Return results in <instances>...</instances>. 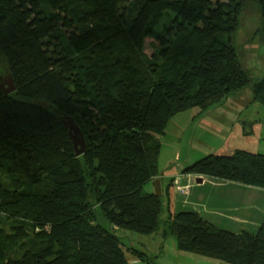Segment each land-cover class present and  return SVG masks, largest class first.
Instances as JSON below:
<instances>
[{"label":"trees","instance_id":"trees-1","mask_svg":"<svg viewBox=\"0 0 264 264\" xmlns=\"http://www.w3.org/2000/svg\"><path fill=\"white\" fill-rule=\"evenodd\" d=\"M243 8V0H0V83L10 74L15 85L9 95L0 88V215L12 222L10 233L0 229V264H128L116 229L161 227L181 251L264 264V221L254 233L216 228L194 210L161 221L164 195L143 191L160 175V137L175 114L246 90L264 105V79L253 81L232 42ZM64 117L84 134L78 157ZM181 173L264 188V154H208Z\"/></svg>","mask_w":264,"mask_h":264},{"label":"rangeland","instance_id":"rangeland-1","mask_svg":"<svg viewBox=\"0 0 264 264\" xmlns=\"http://www.w3.org/2000/svg\"><path fill=\"white\" fill-rule=\"evenodd\" d=\"M243 2L244 8L239 15V25L232 34V42L237 48L244 69L253 81H258L264 79V40H262L264 0H243ZM156 47L157 42L153 38H145L144 51L148 56H152ZM7 76L8 74H3L1 77L0 84L5 87ZM160 143L158 170L159 176H163L165 181H169L175 174H177L176 176L182 174L184 166L200 160L208 154L230 155L235 149L264 154V105L252 101L250 90H246L231 95L223 102L202 111L192 108L179 112L168 121L164 134L160 137ZM159 176L154 178L152 183L159 179ZM175 178L172 180L174 188ZM193 180L196 183L195 178ZM0 181L7 183V177L1 169ZM175 190L179 191L176 188ZM143 191L152 192L150 184L144 186ZM181 191L185 194L187 188ZM163 203L161 221L167 217L165 197H163ZM174 203L172 198L173 207L171 209L174 212L190 210L186 206L177 208ZM105 226L108 227V224L105 223ZM11 227L12 222L0 215V229L10 233ZM163 229L161 227V231ZM115 233L121 238L125 248L137 247L142 242L148 246V254L153 255L159 252L156 244L162 241L161 235H142L122 229H116ZM172 241L174 238L168 237L166 244H170ZM28 243L29 240L21 241L17 247L19 255L22 253L19 251H23ZM203 258L204 261L207 259ZM209 261L211 260L209 259ZM179 264H199V262L187 261L179 262Z\"/></svg>","mask_w":264,"mask_h":264},{"label":"crops","instance_id":"crops-1","mask_svg":"<svg viewBox=\"0 0 264 264\" xmlns=\"http://www.w3.org/2000/svg\"><path fill=\"white\" fill-rule=\"evenodd\" d=\"M177 157L178 154L176 155ZM188 165L190 164L186 166ZM176 175L174 177H180L183 186H189V191L187 189V193L183 195L177 192L173 185L169 186V181L174 178L173 176H171L169 181H165L163 176H159L161 194L166 198L167 217L169 214L175 213L171 209L173 207V198L174 205L177 208L189 207L190 210L198 212L206 221L222 230L234 233L241 231L254 233L258 230L262 221H264V188L213 179L206 176H199L203 178V181L199 183L197 182L198 176L196 175ZM193 178H195L196 183ZM148 184H150V189L154 192L152 181ZM150 235L162 236V241L156 244L159 252L157 251L158 253L153 255L148 254V246L142 242L137 247H123L128 264H145L138 257L134 256L131 251L148 255L152 258L154 264H179V262L185 263L187 261L199 262V264H224L212 258L179 250L174 236H169L173 237L174 241L166 244L168 237H163V230L161 231V229ZM203 257L207 259L204 261Z\"/></svg>","mask_w":264,"mask_h":264},{"label":"water","instance_id":"water-1","mask_svg":"<svg viewBox=\"0 0 264 264\" xmlns=\"http://www.w3.org/2000/svg\"><path fill=\"white\" fill-rule=\"evenodd\" d=\"M0 88L4 95H9L15 91L14 81L10 74L6 79V87L3 84H0ZM62 122L68 131V135L72 142L75 155L77 157L82 155L85 152V137L82 130L71 117H64ZM201 181L202 178L198 177L197 182L200 183ZM152 185L154 186V194L160 196L161 190L159 187V179L155 180Z\"/></svg>","mask_w":264,"mask_h":264},{"label":"built area","instance_id":"built-area-1","mask_svg":"<svg viewBox=\"0 0 264 264\" xmlns=\"http://www.w3.org/2000/svg\"><path fill=\"white\" fill-rule=\"evenodd\" d=\"M175 188L177 189V190H179L178 192L179 193H182V191L181 190H183V189H188V185L187 186H183L182 184H181V181H180V178L179 177H176L175 178ZM185 193V192H184ZM183 194V193H182Z\"/></svg>","mask_w":264,"mask_h":264}]
</instances>
